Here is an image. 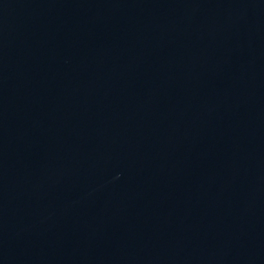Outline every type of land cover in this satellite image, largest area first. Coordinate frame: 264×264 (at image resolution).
Listing matches in <instances>:
<instances>
[{
  "label": "water",
  "instance_id": "water-1",
  "mask_svg": "<svg viewBox=\"0 0 264 264\" xmlns=\"http://www.w3.org/2000/svg\"><path fill=\"white\" fill-rule=\"evenodd\" d=\"M0 264H264V0H0Z\"/></svg>",
  "mask_w": 264,
  "mask_h": 264
}]
</instances>
